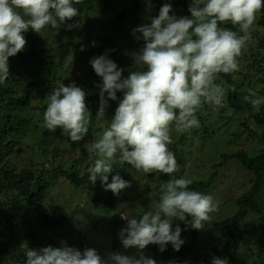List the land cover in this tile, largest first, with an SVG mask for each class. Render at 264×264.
I'll return each instance as SVG.
<instances>
[{
    "label": "trees",
    "instance_id": "obj_1",
    "mask_svg": "<svg viewBox=\"0 0 264 264\" xmlns=\"http://www.w3.org/2000/svg\"><path fill=\"white\" fill-rule=\"evenodd\" d=\"M125 1L84 0V4L76 6L80 9L79 16L66 21L74 25L71 29L64 24L57 30L46 27L41 33L29 29L23 33L26 40L23 50L9 57V75L0 85V264H25L26 248L49 246L41 240L26 216L34 211L45 227L63 223L66 216L52 219L48 213L47 203L56 179L69 181L73 189L86 192L92 208L103 223L98 228L105 229L112 237L110 252L136 255V249H124L121 244L118 234L126 221L121 219L120 213L128 210V215H136L151 211L154 202L159 199L161 183L171 177L164 173L150 172L144 175L138 172L134 178L130 164H113L109 182L111 176L118 173L130 184L134 183L138 187L137 199H134L126 197L131 185L117 197L104 189L99 178L94 184L90 183L87 172L98 157L89 153L85 145L97 140L91 139L94 133L98 135L107 128L123 93L117 92V100L108 101L104 115L108 122L103 126L100 123L102 118L96 116L100 106L99 89L88 88L89 80L94 78L99 83L101 78L91 68L86 74L70 80V83L74 82L85 91V103L91 113L89 131L84 138L72 142L67 135L61 134L59 127L52 132L42 126L46 97L63 81L62 73L71 63L107 53L118 67L124 69L122 75L126 77L129 70H135L133 55L143 46L142 40L134 38L130 27L134 29L138 23H150V18L158 14L164 3L172 5L170 14L190 15V0H150L153 5L150 11L141 7V0H130L123 5ZM76 24L79 26L76 27ZM222 26L240 34L238 26L230 23ZM250 31L251 39L237 58L239 69L231 74L220 73L215 81L225 88L223 107L217 109L205 104L206 110L203 106L197 112L199 127L178 134L177 139H174L173 130V143L169 145L177 160L178 171L173 176L190 178L193 181L190 189L211 194L216 199L219 189L215 187L214 173L205 176L199 173V164L191 165L198 173L197 179L192 175L193 170L182 165V158H190L198 163L202 153L181 152L185 141L196 138L203 145L205 139L211 141L216 137L213 142L216 152L210 165L223 167L229 163L230 169H236L241 177L233 194L219 201L218 206L231 200L237 209L235 212L228 210L215 218L219 211L217 208L210 214L211 218L202 230L192 229L183 221L174 220L173 228L179 224L181 238L185 242L179 251H175L170 243L164 251H160L155 244L146 246L144 255L154 259L156 264H210L214 256L225 258L227 264H264V104L256 110L245 99L249 95L248 89L264 99V8L256 14ZM233 120L237 122V129L227 131ZM25 130L37 131V140L25 141ZM241 131L246 136L245 140L240 146L230 149L229 139H236ZM26 149L31 155L28 163L22 164L21 154ZM34 152L49 158L36 171L33 167ZM12 155L14 162L10 159ZM56 156H60V159L53 164L51 159ZM135 179H141L143 183ZM147 207L149 210H146ZM68 227L72 228V223ZM199 237L209 238L201 243ZM49 241L54 244L61 242L54 248L65 244L81 251L88 248L81 238L65 236V239ZM106 255L102 257L106 258Z\"/></svg>",
    "mask_w": 264,
    "mask_h": 264
},
{
    "label": "clouds",
    "instance_id": "obj_2",
    "mask_svg": "<svg viewBox=\"0 0 264 264\" xmlns=\"http://www.w3.org/2000/svg\"><path fill=\"white\" fill-rule=\"evenodd\" d=\"M146 2L150 11V0ZM82 4L84 0H0V85L9 75V57L26 44L24 32L31 29L41 33L49 26L57 30L61 24L71 29L74 25L66 21L79 16L76 6ZM262 8L264 0H190V15L178 17L170 14L172 5L164 3L150 23L132 30L143 46L133 55L135 70H129L126 77L122 75L124 69L107 53L90 59L92 69L101 78L96 85L100 98L96 116L104 118L108 101L117 100V92L123 96L107 128L95 142L85 145L98 157L87 169L89 182L94 184L99 178L104 189L118 197L130 183L118 173L109 182V174L113 164L125 162L137 172L164 173L171 178L161 183L159 199L151 211L120 213L126 221L118 234L121 244L124 249H136V255L109 252L105 258L91 247L81 251L66 244L57 248L49 245L26 248L25 264H156L144 255L146 246L155 244L164 251L170 243L179 251L185 242L179 224L173 228L174 220L192 229L205 228L219 201L211 194L190 189V178L173 176L178 168L169 148L173 143L171 133L198 128L197 112L205 104L223 107L225 88L215 81L220 73L231 74L239 69L237 58L251 39V26ZM226 23L238 26L240 34L222 26ZM248 93L245 99L258 110L264 99L252 89ZM85 96L74 82L60 83L46 97L42 126L52 132L59 127L72 142L81 141L89 131L91 116ZM25 153L31 155L22 152L21 157ZM10 159L15 161L13 155ZM33 167L36 171L43 165ZM210 264L227 261L214 256Z\"/></svg>",
    "mask_w": 264,
    "mask_h": 264
},
{
    "label": "rangeland",
    "instance_id": "obj_3",
    "mask_svg": "<svg viewBox=\"0 0 264 264\" xmlns=\"http://www.w3.org/2000/svg\"><path fill=\"white\" fill-rule=\"evenodd\" d=\"M129 1L130 0H126V3H124L123 5L129 3ZM140 5L142 8H149V3L146 2V0H141ZM150 7H153L151 2ZM138 25H141V23H138ZM130 29L133 30L132 27H130ZM89 61L90 59L80 60L76 63H71L69 67L62 73L63 81L60 80L62 81L61 83L68 85L70 83L71 78H73L74 76L79 77L82 74H86V72L92 68ZM97 84V79L93 78L92 81L89 80L88 88H95ZM206 108L207 106H205L203 109L206 110ZM101 120L102 121L100 123L103 124V126H106L108 121H106L105 117ZM236 123V120H233L229 124L230 126L227 131H235L237 129ZM96 128L97 127H95V129ZM102 132L103 130H101L100 134L98 135H95L94 133L91 136V139H98L99 137L96 136H100ZM171 135H173V132L171 133ZM37 136V131L25 130V141L30 142L31 140V142H34L37 140ZM178 137L179 135L174 131V139H177ZM245 137L246 136L244 132L241 131L236 139H229L230 149H234L235 147L240 146L241 142L245 140ZM215 139L216 137H213L211 141L205 139L203 145L201 144V141L197 140L196 138L194 139V141H185L182 144L183 150L181 152H186V150H188L190 152H201L202 155L199 157L197 156L198 163L192 162V159L190 158H182V165H185L186 168L191 171L193 170L190 167L191 165L199 164L200 174H204L206 176L209 173H214L215 187L217 188V190L219 189L218 193L216 194V200L221 201L230 197L233 194V189L236 187V185H238L239 179L241 180V177L237 175L236 169H230L229 163H227L223 167H214L210 165L213 154L214 152H216V147L213 145ZM25 152L30 151L26 149ZM28 157L29 153H25L21 157L22 164L28 163ZM197 157H195L194 159L196 160ZM48 159L49 158L44 157V154L42 155L40 154V152H34L33 162L36 167L41 166L42 163L44 161H48ZM58 159H60V156L52 158L51 161H53L52 163L54 164L55 161H57ZM130 171L134 178L138 175V172L134 168H132V166L130 168ZM197 174L198 173H196V169H194L192 175L198 179L199 177L197 176ZM135 181L143 183V180L141 179H135ZM130 185L131 187H129V189L127 190L126 197L137 199L136 192L138 190V187L134 186V183H131ZM136 201L139 202L138 200ZM47 205H49L48 213L52 219H59L62 216H66L67 218H64L63 223H59V225L45 227L42 225L41 220L38 218L34 211H31L33 213H27V221L29 222V224H32L34 229H36L37 233L39 234L41 240L44 243L55 247L56 244H59L61 242L54 244L53 242L49 241L50 239H65V236L68 238L73 237L74 239L81 238L84 242H86L88 248H95L101 256L106 255L110 252L113 241L112 237L109 233H106L105 229L98 228V226L102 225L103 223L99 220L98 213L92 208L91 202L85 191L80 189H73L69 182L61 180L57 181L56 179V183L52 187V194L49 198ZM218 208L219 211L217 215H215V218L220 217L222 214L224 215L228 210H234L235 212L237 206L233 201L228 200L224 205L218 206ZM146 210H149V207H147ZM122 213L128 214L129 211L125 210ZM71 223L72 228L68 227L69 225H71ZM200 237L198 238V241L201 243H205V239L209 238Z\"/></svg>",
    "mask_w": 264,
    "mask_h": 264
}]
</instances>
